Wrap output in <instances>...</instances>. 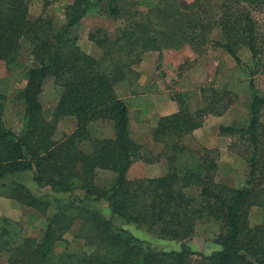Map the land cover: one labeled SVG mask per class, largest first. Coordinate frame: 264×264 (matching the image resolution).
<instances>
[{"label":"trees","instance_id":"16d2710c","mask_svg":"<svg viewBox=\"0 0 264 264\" xmlns=\"http://www.w3.org/2000/svg\"><path fill=\"white\" fill-rule=\"evenodd\" d=\"M32 1L0 0V60L9 70L0 77V182L10 184L18 202L43 214L50 207L55 212L39 241L25 237L17 246H10L7 238L1 241L0 251L10 252L9 262L264 264V222L251 219L254 207L264 208V93L255 84L254 67L248 69L250 120L245 126H221L222 132L239 135V143L230 145L235 151L238 145L237 151L249 164L246 183L240 187L217 180L219 164L210 150L196 155L197 168H182L178 163L180 153L188 149L181 140L199 128L207 115H223L229 109L234 102L230 90L202 86L197 98L202 104L194 108L188 102L196 92H182L179 108L158 116L152 131L153 140L165 149L157 158L170 152L169 172L129 179L134 160L146 156L132 135L130 99L116 88L135 73L134 66L148 51L190 45L201 53L212 42L242 64L238 51L246 45L258 61L264 36L255 12L264 9V0H71L63 24L49 15L32 17ZM54 1L58 0H45L46 5ZM92 10L122 24L115 37L103 28L92 34L103 49L101 58L82 49L76 32ZM217 28L219 39L211 35ZM24 41L33 58L26 68L19 60ZM104 59L112 63L111 73L103 70ZM50 76L63 93L54 113L46 115L40 95ZM15 103L24 107L19 131L5 121L7 106ZM148 105H144L147 110ZM61 116H72L76 127L57 139L52 118ZM97 120L110 122L114 135L94 137L89 126ZM98 170L115 173L110 187L96 183ZM28 175L38 188H49L48 193L41 195L27 185ZM101 201L107 203L111 216L97 207ZM116 217L173 240L193 236L204 219L217 221L221 231L213 241L217 248L209 254L195 251L188 243L160 250L118 226ZM0 221L8 220L0 217ZM75 223L79 225L75 239H82L88 251L68 248L63 235ZM7 233L3 228L0 236ZM56 246L66 248L52 261Z\"/></svg>","mask_w":264,"mask_h":264},{"label":"rangeland","instance_id":"374dc122","mask_svg":"<svg viewBox=\"0 0 264 264\" xmlns=\"http://www.w3.org/2000/svg\"><path fill=\"white\" fill-rule=\"evenodd\" d=\"M190 1V0H189ZM71 0H58L46 5L45 0H33L30 7L32 17L51 16L57 23L63 24L65 21V8ZM260 20V30L264 36V9L255 12ZM119 20L108 17L104 13L96 10L90 11L77 26L76 32L78 42L82 49L97 57H103V49L96 45L92 39L98 28H103L110 36L115 37L116 30L121 26ZM215 39L221 37L220 29L217 28L211 34ZM19 60L26 68L33 62V58L28 52V46L23 42ZM242 59V64H238L222 47L212 42H208L203 51L197 52L190 45L179 49L165 48L162 51H148L143 56V61L134 66L135 73L116 84L117 92L122 97L130 99L131 131L133 137L141 146V152L146 158L134 160L128 170L129 179L142 177L162 176L169 172L170 166L167 154L160 158L157 155L165 151L163 143H157L152 138V131L157 123V117L161 114H168L176 111L184 101L179 95L185 91L196 92L195 97L188 104L192 108L200 104L197 99L200 96L199 90L202 86L210 84L218 88H227L233 93V104L223 115L209 114L205 117L202 125L193 132L184 136L181 140L187 147L186 152L180 153L178 163L182 168H197L195 159L206 150L215 156L219 168L217 169V180L230 186L240 187L246 183L249 171V164L245 156L231 147V143L239 141V135L222 132L221 126L234 125L245 126L251 118V90L248 86V69L254 67L256 73L254 80L259 90L264 93V41L259 42L258 61L253 59L252 52L244 45L238 51ZM102 68L105 72L111 73L113 65L110 60L104 59ZM9 70L4 61L0 60V77L8 75ZM63 88L56 84L53 77L47 78L40 101L46 115L54 113ZM12 97V96H11ZM12 99V98H11ZM10 99V100H11ZM10 100L8 102H10ZM159 103L160 110H157L156 103ZM154 110L143 118L139 113L146 111L144 105L153 104ZM140 107V108H139ZM24 107L19 103L8 105L5 111V121L8 127L15 131L21 129ZM56 125L55 137L58 139L64 134H69L75 130L76 120L72 116H61L52 118ZM264 122V110L262 115ZM90 129L94 137H111L114 135L112 124L106 120H97L90 123ZM171 142V141H170ZM239 143V142H238ZM195 154H191L188 151ZM240 150V148L238 149ZM31 174V173H30ZM115 179V173L108 170H98L96 183L103 187H110ZM5 182V181H4ZM0 182V217L8 221H0V233L3 228L8 229V233L0 236V243L4 238L10 240V246L20 245L25 237H31L39 241L44 234L48 217L55 212L54 207H50L46 214L37 209L18 202L12 197V190L9 183ZM7 182V181H6ZM27 185L41 195L48 193L49 188H38L32 180L31 175L26 177ZM97 207L107 216L112 213L107 207V203L101 201ZM264 208L254 207L252 210V223L264 222ZM118 226L130 230L135 236L147 241L153 248L169 250L179 248L181 244L188 243L195 251L205 254L211 253L217 245L213 242L220 233L219 223L213 219L200 220L196 226L193 236L185 240H173L162 238L154 233H147L135 224H126L121 219L115 218ZM78 224H73L63 236L68 240V248L74 250H89L84 247V241L75 239ZM8 246V247H10ZM5 248V247H4ZM66 247L56 246L52 261L58 260V255ZM10 252L5 249L0 251V264H11L9 262ZM195 255V260L198 259ZM195 264H198L195 261Z\"/></svg>","mask_w":264,"mask_h":264},{"label":"crops","instance_id":"0c3cea01","mask_svg":"<svg viewBox=\"0 0 264 264\" xmlns=\"http://www.w3.org/2000/svg\"><path fill=\"white\" fill-rule=\"evenodd\" d=\"M156 103V108H157V110H160V105H159V103L156 101L155 102ZM154 105V103L153 104H150V107H149V109L147 110L146 108V111H142V109H141V113H139L143 118L145 117V114H147V115H149L150 114V112H152L153 110H154V108H155V106H153ZM140 108V107H139ZM130 109H132V108H130ZM162 115V114H161ZM164 115V114H163Z\"/></svg>","mask_w":264,"mask_h":264}]
</instances>
